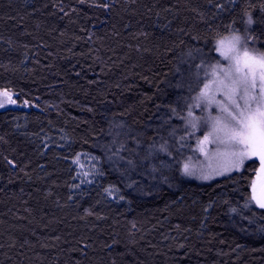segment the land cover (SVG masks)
<instances>
[{
  "label": "trees",
  "instance_id": "trees-1",
  "mask_svg": "<svg viewBox=\"0 0 264 264\" xmlns=\"http://www.w3.org/2000/svg\"><path fill=\"white\" fill-rule=\"evenodd\" d=\"M262 8L0 0V89L30 104L0 111V264H264V211L244 207L252 162L201 184L177 142L216 40L247 28L264 51ZM80 153L102 176L72 199Z\"/></svg>",
  "mask_w": 264,
  "mask_h": 264
},
{
  "label": "snow or ice",
  "instance_id": "snow-or-ice-1",
  "mask_svg": "<svg viewBox=\"0 0 264 264\" xmlns=\"http://www.w3.org/2000/svg\"><path fill=\"white\" fill-rule=\"evenodd\" d=\"M244 15L247 17L246 25L251 27L254 23L251 14L245 11ZM253 39L247 35L246 28L244 35L233 30L229 35L216 40L215 51L227 64L218 61L212 65L210 75L217 79L210 83L218 85L217 91L224 90L222 94L227 104L216 100L214 94L209 95L208 83L196 99L204 100L206 105H219V111L227 116L210 115L206 119L189 121L188 126L192 129H197L201 121L207 126L206 134L198 141L199 144L208 142L217 147L212 150L211 155L204 153L208 160V171L203 167H190L189 158L183 165V174L194 176L199 172L198 178L208 180L215 175L241 171L246 162L251 161L248 167L255 169V176L249 183V194L244 207L255 205L264 211V51L250 47ZM10 91H0V97L5 98L0 99V108L5 107L6 102L16 103ZM24 103L27 104L28 101ZM188 115H193L191 109ZM201 151H204L203 148ZM213 161L216 163L213 164ZM7 163L13 168L16 167L13 160H7ZM232 211L235 212L236 209Z\"/></svg>",
  "mask_w": 264,
  "mask_h": 264
},
{
  "label": "rangeland",
  "instance_id": "rangeland-1",
  "mask_svg": "<svg viewBox=\"0 0 264 264\" xmlns=\"http://www.w3.org/2000/svg\"><path fill=\"white\" fill-rule=\"evenodd\" d=\"M245 34V33H244ZM241 34V35H244ZM248 36L252 37L250 34L247 33ZM250 47H255L253 44V40L250 42ZM217 58L215 63L218 61L224 64H227L226 61H223L222 58L217 53ZM214 65V64H213ZM212 72V65L208 68L206 73L201 74L200 76V84L201 87L198 92H196L193 97L189 100V107L186 116L184 117V122L182 120V124L180 127V131L182 132V135L177 139V142L180 144L179 150H181V157L179 158L181 162L184 163L189 161V158H191V164L190 167H195L196 169H200L203 167L205 171H208L207 164L208 160L205 157V152H207L209 155H211V152L214 148L217 146L215 144H211L208 142H204V144H199L198 141L203 139V136L206 134L207 126L204 125L201 121L200 126L197 129H192L188 126L189 121H192L194 119L199 118H208L210 115L213 116H222L226 117L227 114L219 111V105L213 103L211 105H206V102L204 100H197L196 98L200 96L201 91L204 90V85L206 83L209 84V89L207 90L209 95H215L216 100L223 101L225 104H227V101L224 100L223 96V89L220 91H217L218 85L215 83H210L212 80L217 79V77H213L210 75ZM217 73H219V69H217ZM0 91H3L0 89ZM10 95H12V98L16 100L14 93L10 91ZM0 99H5L4 97H0ZM30 106L29 103L25 104H18L17 100L15 104L11 103H5V107L0 108V111L8 110V109H17L19 107L27 108ZM189 109H191L193 115L189 116L188 112ZM186 121V122H185ZM221 148L223 146H220ZM203 148L204 151H201ZM250 162V161H249ZM216 161H213V164H215ZM248 163V162H246ZM73 167L75 169V178L72 185V199L78 198L81 195L85 194L87 191H89L99 180V178L102 176L101 168H100V161L99 159L89 153H80L78 154L73 160H72ZM183 169V167H182ZM236 171H232L230 173H225L224 175H215L213 178H210L208 180L200 179L198 178L199 172H197L194 176H187L185 177L198 182V183H209L214 180H217L219 178L228 176ZM255 176V172L253 174L252 179ZM90 181V182H89ZM107 189L104 193L105 198L107 201L116 203V204H123L125 203L124 198L119 194V192L115 189Z\"/></svg>",
  "mask_w": 264,
  "mask_h": 264
},
{
  "label": "bare ground",
  "instance_id": "bare-ground-1",
  "mask_svg": "<svg viewBox=\"0 0 264 264\" xmlns=\"http://www.w3.org/2000/svg\"><path fill=\"white\" fill-rule=\"evenodd\" d=\"M251 32V31H250ZM261 51V50H260ZM217 60H218V58H217ZM210 62V61H209ZM216 64V63H215ZM190 105V104H189ZM185 108H187V106H185ZM187 110V109H186ZM185 110V111H186ZM183 122H184V119H183ZM186 122V121H185ZM78 155V154H77ZM72 189V188H71ZM112 190V189H111Z\"/></svg>",
  "mask_w": 264,
  "mask_h": 264
}]
</instances>
